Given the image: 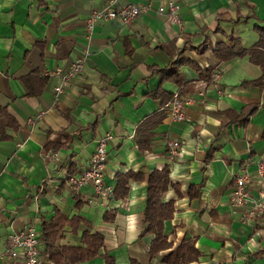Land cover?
Instances as JSON below:
<instances>
[{
    "label": "crops",
    "instance_id": "crops-1",
    "mask_svg": "<svg viewBox=\"0 0 264 264\" xmlns=\"http://www.w3.org/2000/svg\"><path fill=\"white\" fill-rule=\"evenodd\" d=\"M111 1L0 0V264H22L2 255L13 229L31 225L40 237L56 213L68 219L57 249L102 235L95 254L61 264H172L188 239L198 254L186 264H264V221L230 197L244 171L250 195L264 192V69L248 53L264 27V0H177L181 25L157 11L169 0H114L146 11L89 32L92 10ZM85 51L80 73L55 94L58 77L43 71ZM179 91L185 117L177 120L161 109ZM110 133L103 184L112 194L67 182ZM168 139L183 141L178 154ZM163 167L158 199L174 204L161 228L171 244L150 254L147 179ZM128 171L126 194L114 196L117 175ZM38 246L45 264L58 263Z\"/></svg>",
    "mask_w": 264,
    "mask_h": 264
},
{
    "label": "built area",
    "instance_id": "built-area-1",
    "mask_svg": "<svg viewBox=\"0 0 264 264\" xmlns=\"http://www.w3.org/2000/svg\"><path fill=\"white\" fill-rule=\"evenodd\" d=\"M111 4H106V6L98 7L92 10L90 17L86 22V29L89 32L92 31L93 26L98 21H106L110 18H118L126 23H129L135 19V17L142 12L146 11L145 5H140L137 3H126L117 5L114 0ZM179 3L177 0H169L168 6H159L157 8L158 12H167L170 22L181 25V18L179 15ZM87 52L83 57H79L76 61L71 63L65 68L55 67L50 70H45L43 73L47 76L56 75L59 82L54 85L55 94L63 91L65 83H67L72 77L77 76L80 72L81 65L85 60ZM185 100L178 96V93L172 94V99L166 102L163 106L164 110L170 114L173 119H181L185 117L184 112ZM110 134L101 135L96 139V147L93 153L90 155V161L87 168H85L81 175L75 176L73 174H68L65 179L67 182L78 186L82 185L87 181H91L95 187L96 192L101 193L105 190L112 194V188L104 186L103 175H104V165L106 161V147L107 140L111 137ZM168 151L171 154H178L183 147V141H178L174 139H168L167 142ZM46 157L52 159L56 152L48 151L46 152ZM258 172L260 174L264 173V162H259L257 164ZM249 177L247 172H241L234 177L233 188L230 193L231 201L233 204L242 206L249 202L250 206L244 207L243 214L246 217H260L264 221V192H260L255 196L250 195L248 191ZM264 181V180H263ZM39 232L34 228V226H27L22 229H13L10 232L7 240V250L2 253L11 258H17L22 261V264H45L41 260L39 255Z\"/></svg>",
    "mask_w": 264,
    "mask_h": 264
},
{
    "label": "trees",
    "instance_id": "trees-1",
    "mask_svg": "<svg viewBox=\"0 0 264 264\" xmlns=\"http://www.w3.org/2000/svg\"><path fill=\"white\" fill-rule=\"evenodd\" d=\"M240 51L230 50L228 53L230 55H235ZM242 52H244L242 50ZM241 52V53H242ZM250 53V59L257 62L264 69V27L261 28L259 32V40L255 45L248 50ZM210 70H201L205 72L208 76H211ZM178 96L181 97V92H178ZM172 99V95L167 96V100L163 102L162 106ZM162 111L165 112L162 107ZM142 126V125H141ZM141 129L140 124L137 127L139 131ZM133 172L128 171L126 174H118V180L114 188V196H124L127 190V180L128 177L132 176ZM134 176V175H133ZM168 182V170L163 167L161 170H154L147 179L148 191H147V202L145 206V222L147 223V231H154L155 237L151 240L150 254L156 253L157 250L161 248H167L170 246V242L166 241V236L163 234L162 222L163 220L170 218L172 215L174 200L167 202H161L158 199V193L166 188ZM196 192L194 195H197ZM67 218L63 217L61 214L56 213L55 216L50 221H43L41 235L39 237V243L41 244V255H47L49 260H53L57 264H61V260L64 258L67 262H75L77 260L84 259L85 256H90L96 253L99 246L102 243L101 234H90L84 237L86 242L85 247L82 246H63L59 249L53 246L55 241V236L59 229L67 222ZM197 250L191 240H186L183 245H180L176 250L175 262L172 264H186L187 260L197 258ZM61 259V260H60ZM43 260V259H42ZM57 261V262H56ZM132 264H137L133 259Z\"/></svg>",
    "mask_w": 264,
    "mask_h": 264
}]
</instances>
